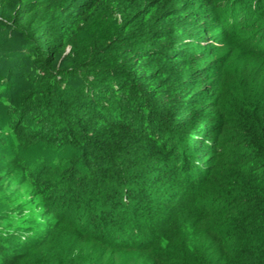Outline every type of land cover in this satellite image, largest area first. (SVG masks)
Segmentation results:
<instances>
[{"label": "trees", "instance_id": "1", "mask_svg": "<svg viewBox=\"0 0 264 264\" xmlns=\"http://www.w3.org/2000/svg\"><path fill=\"white\" fill-rule=\"evenodd\" d=\"M4 105L65 143L0 264H264V0H0Z\"/></svg>", "mask_w": 264, "mask_h": 264}, {"label": "rangeland", "instance_id": "2", "mask_svg": "<svg viewBox=\"0 0 264 264\" xmlns=\"http://www.w3.org/2000/svg\"><path fill=\"white\" fill-rule=\"evenodd\" d=\"M217 33L218 31L212 32L209 37L213 38ZM65 63V61L60 59L57 66L64 65ZM4 109L5 105L0 106V164L6 165V169H0V253L3 256L7 255L11 257L15 253L21 252L33 240L39 238L45 226L54 220L55 216L49 213L50 209H53L52 198H58V195H63V190L59 191L61 186H54V189L47 192L52 187V180L54 179L46 180L40 177L34 179L35 175L32 174V169L36 172L44 170L50 174V171L44 165L53 163L54 158H51V154L54 151L56 154L59 148L64 147L62 145L65 143V140L63 136L57 135L54 131L51 132L49 127L45 128L41 135L39 133L30 135L28 132L20 130L14 135L13 127H8L7 122L10 121L8 114L4 115ZM34 121V119H31L32 123ZM28 125L25 124V126ZM21 128L23 129V127ZM21 132L24 133L23 137L21 136ZM46 132L52 135L50 136L51 139H49L50 142H48L50 145L43 147L40 143L47 139L44 137ZM16 138L18 142H16ZM34 139L39 144L35 143ZM31 142L35 143L36 146L27 147ZM50 150L53 152H50ZM14 159L17 166L15 169H13V164H10ZM64 160L63 168L58 170L60 172H64L63 169L67 165L68 159ZM20 164H24L25 170H21L23 167ZM21 171H23L25 177L19 179L18 173ZM58 171L56 172L57 174ZM66 172L63 173V177ZM72 187L78 188V185L74 184ZM55 193H58V195ZM76 197L79 196L76 195ZM43 203H47L48 207L43 208L45 207H42ZM73 205L74 203H71L68 206L70 210H72ZM54 209L58 211L57 207H54ZM77 211L78 209H75L74 213ZM2 260H4L3 257Z\"/></svg>", "mask_w": 264, "mask_h": 264}]
</instances>
